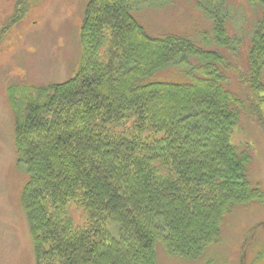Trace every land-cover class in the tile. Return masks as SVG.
I'll return each mask as SVG.
<instances>
[{
	"label": "trees",
	"instance_id": "16d2710c",
	"mask_svg": "<svg viewBox=\"0 0 264 264\" xmlns=\"http://www.w3.org/2000/svg\"><path fill=\"white\" fill-rule=\"evenodd\" d=\"M149 1L91 0L78 73L8 90L35 264H157V243L196 260L224 215L260 195L247 179L251 154L231 137L245 112H264V0H254L262 18L241 70L217 9H207L213 45L233 50L229 61L185 37L149 36L131 14ZM174 66L190 82L150 80ZM230 73L241 91L230 90Z\"/></svg>",
	"mask_w": 264,
	"mask_h": 264
},
{
	"label": "rangeland",
	"instance_id": "374dc122",
	"mask_svg": "<svg viewBox=\"0 0 264 264\" xmlns=\"http://www.w3.org/2000/svg\"><path fill=\"white\" fill-rule=\"evenodd\" d=\"M90 1L26 0L22 19L3 31L14 16L18 0H0V264H35L29 222L21 201L29 174L26 160L15 147V119L8 90L61 84L78 73L83 57L80 32ZM207 9H217L226 17L230 42L238 45L235 59L239 65L235 68L241 70L243 55L245 59L262 18L260 2L150 0L135 3L131 14L149 36L185 37L204 50H217L229 61L233 50L213 45L215 32ZM232 75L230 90L241 91ZM190 79L184 67L174 66L155 73L150 80L188 83ZM245 113L231 142L251 154L247 179L250 187L260 192L259 197L224 215L217 242H212L198 259L170 256L157 243V264H264V112L257 119Z\"/></svg>",
	"mask_w": 264,
	"mask_h": 264
}]
</instances>
